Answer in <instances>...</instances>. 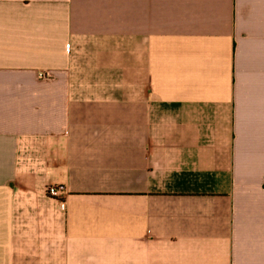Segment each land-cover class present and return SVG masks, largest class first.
I'll return each mask as SVG.
<instances>
[{"label": "crops", "instance_id": "obj_1", "mask_svg": "<svg viewBox=\"0 0 264 264\" xmlns=\"http://www.w3.org/2000/svg\"><path fill=\"white\" fill-rule=\"evenodd\" d=\"M0 264H264V0H0Z\"/></svg>", "mask_w": 264, "mask_h": 264}, {"label": "built area", "instance_id": "obj_2", "mask_svg": "<svg viewBox=\"0 0 264 264\" xmlns=\"http://www.w3.org/2000/svg\"><path fill=\"white\" fill-rule=\"evenodd\" d=\"M44 77V75H41ZM46 193L52 197H60L63 195L65 192L62 189V187L56 186V185H50L46 189Z\"/></svg>", "mask_w": 264, "mask_h": 264}]
</instances>
